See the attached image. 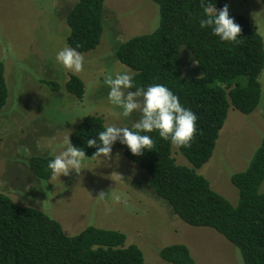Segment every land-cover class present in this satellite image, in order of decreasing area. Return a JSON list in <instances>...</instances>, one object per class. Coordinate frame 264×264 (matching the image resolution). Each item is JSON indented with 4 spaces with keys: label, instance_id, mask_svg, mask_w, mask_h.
Segmentation results:
<instances>
[{
    "label": "rangeland",
    "instance_id": "rangeland-1",
    "mask_svg": "<svg viewBox=\"0 0 264 264\" xmlns=\"http://www.w3.org/2000/svg\"><path fill=\"white\" fill-rule=\"evenodd\" d=\"M75 1L0 0V61L5 63L10 91L0 112V191L18 205L34 207L58 220L67 235L89 226L123 232L128 244L142 249L146 264H170L160 257L159 250L176 243L189 246L197 264H240L237 248L225 237L210 228L186 224L155 194L148 174L125 156L126 145L119 140L113 144L110 159L88 157L79 174L71 170L69 175L43 181L30 171L28 158L60 154L65 138L71 140L79 122L88 115H101L106 125L130 129L141 117L139 112L124 117L122 109L110 103L105 79L117 72L132 73L119 62L116 49L131 37L153 31L158 6L152 0H107L102 42L96 50L82 53L83 71L73 73L56 56L70 47L66 15ZM226 4L229 13L248 17L264 37L260 0H231L223 7ZM181 60L186 77L202 74L185 46ZM70 74L85 82L82 100L41 83L53 79L65 84ZM260 81L259 108L245 115L232 106L213 156L197 170L233 204L238 202L239 192L231 176L248 166L264 139V70ZM173 150L178 164L191 167L176 146ZM101 191L106 194L104 199L98 198Z\"/></svg>",
    "mask_w": 264,
    "mask_h": 264
},
{
    "label": "trees",
    "instance_id": "trees-1",
    "mask_svg": "<svg viewBox=\"0 0 264 264\" xmlns=\"http://www.w3.org/2000/svg\"><path fill=\"white\" fill-rule=\"evenodd\" d=\"M107 0H76L66 15L69 27L67 43L80 53L96 50L102 42ZM158 6L160 27L120 43L116 57L132 70L135 87L163 84L176 94L182 106L197 114V132L191 147H177L191 164L180 165L174 146L158 131L149 135L155 148L133 155L126 145L125 156L144 170L155 194L167 201L174 213L193 227L210 228L240 250L244 264H264V139L248 166L233 173L231 181L239 199L233 204L213 189L211 182L197 172L213 156L220 132L233 106L250 115L263 94L260 81L264 70V37L254 23L242 14L229 13L241 25L242 43L225 42L201 28L204 16L201 0H152ZM231 0H204L221 10ZM264 7V0H260ZM187 47L198 61L202 74L186 77L181 48ZM41 83L52 91L65 90L82 100L86 85L81 77L70 74L65 84L53 79ZM136 89H130L135 91ZM9 86L6 66L0 61V112L7 105ZM101 115H88L71 136L74 146L92 157L97 147L88 139H97L105 130ZM53 155L28 158L30 171L40 180L52 179L48 163ZM160 257L170 264H197L186 244L166 245ZM0 264H146L142 249L127 243L121 231L89 226L76 235H67L63 225L34 207L21 206L0 191Z\"/></svg>",
    "mask_w": 264,
    "mask_h": 264
},
{
    "label": "clouds",
    "instance_id": "clouds-1",
    "mask_svg": "<svg viewBox=\"0 0 264 264\" xmlns=\"http://www.w3.org/2000/svg\"><path fill=\"white\" fill-rule=\"evenodd\" d=\"M201 8L204 12V16L199 21L201 28L211 27L213 34L219 36L222 41L242 43L238 39L242 27L230 16L227 4L223 9L217 10L215 5L205 4L204 0H201ZM159 27L160 17L157 16L153 21V31L158 30ZM56 59L73 73L83 71L85 58L76 48L64 47L57 53ZM133 75L117 72L114 77L108 75L105 84L110 88L108 92L110 103L120 107L124 117L131 116L133 112L141 113V117L132 124L131 129L126 126H105V130L99 133V144L97 139H88L86 143L89 147H97L92 157L103 156L110 159L113 144L117 140L127 145L133 155L141 156L145 149L155 148L153 139L141 133L153 131H158L162 139L170 140L177 147L190 148L197 132V114L182 106L179 97L163 84L149 85L146 90L143 87H135ZM133 88L136 90L130 91ZM63 143L64 150L60 154H54V159L48 163L53 179L61 175H69L71 170L79 174L85 169L84 161L88 158L85 151L74 146L69 137H66ZM105 197L106 194L101 191L98 198ZM115 199L117 202L121 201L120 196ZM124 203L126 204L127 201L125 200ZM236 254L240 264H243L239 249H236Z\"/></svg>",
    "mask_w": 264,
    "mask_h": 264
}]
</instances>
